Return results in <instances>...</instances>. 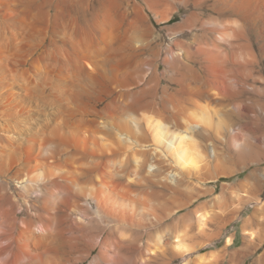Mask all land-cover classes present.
<instances>
[{
	"label": "bare ground",
	"instance_id": "1",
	"mask_svg": "<svg viewBox=\"0 0 264 264\" xmlns=\"http://www.w3.org/2000/svg\"><path fill=\"white\" fill-rule=\"evenodd\" d=\"M263 163L264 0H0V264H264Z\"/></svg>",
	"mask_w": 264,
	"mask_h": 264
},
{
	"label": "rangeland",
	"instance_id": "2",
	"mask_svg": "<svg viewBox=\"0 0 264 264\" xmlns=\"http://www.w3.org/2000/svg\"><path fill=\"white\" fill-rule=\"evenodd\" d=\"M173 22H174V20L171 23H173ZM262 168L264 171V163L262 164ZM233 169L239 170L240 167H233ZM212 172L213 173H211V176H218L217 179H215V180L210 179V181H207L206 183L202 184L201 186H199V185H197V186L200 187L201 189H213L214 188L215 191L212 194L206 195L204 198L200 199L199 201H194L192 203V205L190 206V209H195L200 204L206 202L207 207L200 208L198 210V212L200 214H205L206 210L212 211V214L214 212H218L219 208L217 206H213L214 199H216L218 196H220V194L223 191H227V189H224V186H230V185L233 186L237 182H241V180L244 179V177L247 173V170L241 171L240 173H234L231 175H223V171L221 168H219V169L217 168L216 171H212ZM238 193L240 195H244L245 189H241L240 191H238ZM257 195H258L257 196L258 201H260L261 204H263L264 203V185H263L262 189L257 193ZM252 206L253 207L255 206L256 208L260 207V205H258L257 203L248 204V202H247V203L241 205L237 201L234 202L232 207L236 208L237 212H236V214H234L232 216V218L230 216L225 220V221H231V222L222 230L221 235L217 239H215L212 244L205 247L201 252L193 254L190 257V261H192L190 264H201V263L202 264H218V263L222 264V261H223L222 253H223V249L227 245V241L230 238L234 239L232 249H236V248H238V246L241 245V240H242V235H241V233H242V231H241L242 222L241 221L245 220L249 216V214L251 213ZM240 210H242V211H240ZM202 212H204V213H202ZM195 218H197V216ZM216 221H219V220H216ZM192 222H193L192 223L193 228L190 227V230L188 231V235L186 238V243L191 248L194 247L196 245V243H198L200 241V239L198 237V228L195 226L197 223L196 219H194V221H192ZM219 253L221 254V256L219 255ZM259 254H260V252L256 253V256H258ZM202 261L205 263H203ZM178 263L179 262L176 261L173 264H178ZM246 264H249V262H247Z\"/></svg>",
	"mask_w": 264,
	"mask_h": 264
}]
</instances>
